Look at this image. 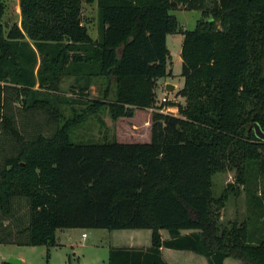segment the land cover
<instances>
[{
  "label": "trees",
  "instance_id": "obj_1",
  "mask_svg": "<svg viewBox=\"0 0 264 264\" xmlns=\"http://www.w3.org/2000/svg\"><path fill=\"white\" fill-rule=\"evenodd\" d=\"M94 1L20 0L21 25L6 36L0 3V243L55 247L58 229H151V247L113 246L108 264H169L163 247L194 251L209 264L229 257L264 264V236L251 244L246 228L221 227L212 198L215 172L243 171L264 148L254 128L264 131V0H213L211 8L208 0H96V39L82 21L83 3ZM178 6L211 16L183 32L177 96L185 102L171 101L179 108L172 115L158 110L156 87L171 74L167 36ZM65 75L80 94L70 101L84 107L62 124L41 94ZM96 78L106 83L102 97L88 99ZM13 102L46 109L54 132L27 138ZM104 107L113 119L154 108L151 139L72 141L71 128Z\"/></svg>",
  "mask_w": 264,
  "mask_h": 264
},
{
  "label": "rangeland",
  "instance_id": "obj_2",
  "mask_svg": "<svg viewBox=\"0 0 264 264\" xmlns=\"http://www.w3.org/2000/svg\"><path fill=\"white\" fill-rule=\"evenodd\" d=\"M3 5L1 22L7 35L8 30L17 23L21 25L22 15L20 0H0ZM213 0H208L209 8ZM178 25L174 32L168 34L167 45L170 50L168 67L170 75L161 78L156 87L157 98L163 96L172 98L174 102L184 103L185 99H179L178 90L184 85L182 72V43L185 30L196 28L200 19L209 18L210 14H203L201 9L189 10L185 6H178L170 10ZM82 21L87 26L90 35L96 39L99 35L98 5L95 0L92 3H83ZM31 43L32 41L27 38ZM38 66L36 68V72ZM38 82V81H37ZM166 83L176 85L174 90L168 91ZM106 86L102 78H96L88 91V99L102 97ZM36 89L40 90L37 83ZM50 98L62 115V124L75 116L84 107L82 103L71 102L80 96L76 86L75 77L63 76L58 87L52 90H43L41 97ZM114 98V93L110 95ZM157 106L158 102L156 103ZM252 99L247 98V116L250 115ZM135 109L132 116H124L113 119L109 109L104 107L96 115H91L84 123L72 127L70 137L74 142H102L106 139H117L121 142H144L151 137L152 115L155 109ZM158 109V108H157ZM156 109V110H157ZM159 110V109H158ZM17 126L27 138L41 133L50 135L56 129L57 121L46 109L34 108L22 109L18 103L13 102L10 107ZM248 143L255 142L247 137ZM260 158L245 161L242 171L239 167L227 166L225 170L217 171L212 177L213 207L217 212V220L221 227H244L248 233V242L253 244L264 236V148H259ZM221 200V203L218 201ZM68 228L57 231L56 239L63 238ZM136 229H72L73 241H67L64 248L19 246L13 243H0V264H11L12 255L24 257L23 264H108L110 248L118 245L146 244V240L133 241L125 236H119L120 232H135ZM149 232L150 229H142ZM86 231L88 237L83 239L82 233ZM164 234L169 236L168 230ZM65 237V236H64ZM69 243H72L70 245ZM183 252L177 264H209L206 257L194 252ZM195 256V257H194ZM194 257V258H193ZM21 259V258H19ZM225 264H245L241 259L229 257Z\"/></svg>",
  "mask_w": 264,
  "mask_h": 264
},
{
  "label": "crops",
  "instance_id": "obj_3",
  "mask_svg": "<svg viewBox=\"0 0 264 264\" xmlns=\"http://www.w3.org/2000/svg\"><path fill=\"white\" fill-rule=\"evenodd\" d=\"M168 70H169V67H168ZM168 84H171V83H166V87L168 86ZM175 87H176V85H175ZM179 99H183L184 100V98H182V97H179ZM147 110H153V109L152 108H149ZM150 139H151V137L149 136V140ZM72 229H78V228H68V230H66L64 232L63 238L60 237V238L57 239V242L60 245L59 246H55L54 248H59V249L64 248V247H66L68 245V243H66L67 241H69V242H72L73 241L74 237H73ZM58 230H61V229H58ZM118 230H121V229H118ZM163 230L164 229H161L160 230V233L162 235L163 240L170 239L171 238L170 237V233H169V236H167V235L164 234V231ZM143 231L144 230H142V229H136L135 232H120L119 236L128 237L129 239H131V240H133L135 242L136 241H141V240H146L147 241L146 244H137V243H135V244H129V245H118V247L119 246H124V247H139V248H145V249L151 247V245H152V230L150 229L149 232H143ZM192 231L193 230H182L181 232H182V234H188V233H190ZM56 235H57V232H56ZM69 244L72 245V243H69ZM40 246L49 247V246H45V245H40ZM32 247H38V246H32ZM180 251H186L185 253H187L188 251L189 252H194V251H191V250H178V249H172V248L163 247L162 248L163 258L169 264H177L178 263V260L180 259L179 256H181L182 253H183V252H180ZM194 253H196V252H194ZM196 254H198V253H196ZM12 257L17 258V256H15V255L14 256L12 255ZM19 258H21L20 259L21 260V264H23L24 257H22L21 255H19Z\"/></svg>",
  "mask_w": 264,
  "mask_h": 264
},
{
  "label": "built area",
  "instance_id": "obj_4",
  "mask_svg": "<svg viewBox=\"0 0 264 264\" xmlns=\"http://www.w3.org/2000/svg\"><path fill=\"white\" fill-rule=\"evenodd\" d=\"M171 101H173L172 98L167 96H163L160 100L157 98L158 105L161 106L159 111L166 114L177 115L179 108L177 105L170 104ZM82 237L83 239L87 238L88 233L84 231Z\"/></svg>",
  "mask_w": 264,
  "mask_h": 264
},
{
  "label": "water",
  "instance_id": "obj_5",
  "mask_svg": "<svg viewBox=\"0 0 264 264\" xmlns=\"http://www.w3.org/2000/svg\"><path fill=\"white\" fill-rule=\"evenodd\" d=\"M122 51V50H121ZM175 85L174 84H168L167 90L170 92L174 90ZM255 133L258 138L264 140V131L262 130L261 126L258 123H254ZM9 262L11 264H21V260L19 258L11 257Z\"/></svg>",
  "mask_w": 264,
  "mask_h": 264
}]
</instances>
